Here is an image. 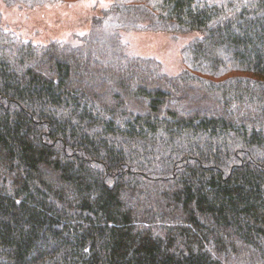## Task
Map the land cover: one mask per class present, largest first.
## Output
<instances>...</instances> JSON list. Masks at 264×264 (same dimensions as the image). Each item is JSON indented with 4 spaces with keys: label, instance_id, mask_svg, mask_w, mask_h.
Wrapping results in <instances>:
<instances>
[{
    "label": "trees",
    "instance_id": "trees-1",
    "mask_svg": "<svg viewBox=\"0 0 264 264\" xmlns=\"http://www.w3.org/2000/svg\"><path fill=\"white\" fill-rule=\"evenodd\" d=\"M131 30L199 35L170 73ZM70 37L0 15V264H264V0H110Z\"/></svg>",
    "mask_w": 264,
    "mask_h": 264
},
{
    "label": "rangeland",
    "instance_id": "rangeland-1",
    "mask_svg": "<svg viewBox=\"0 0 264 264\" xmlns=\"http://www.w3.org/2000/svg\"><path fill=\"white\" fill-rule=\"evenodd\" d=\"M110 0H74L44 3L32 8L6 5L0 0V15L4 25L24 38L43 42L53 38H71L85 31L92 15ZM122 38L133 54L154 55L166 71L176 73L182 68L179 51L183 45L199 35L192 30L175 37L166 32L122 31Z\"/></svg>",
    "mask_w": 264,
    "mask_h": 264
}]
</instances>
